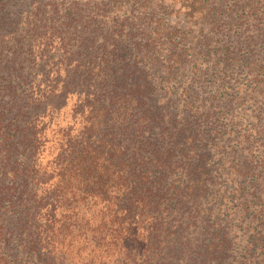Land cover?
I'll use <instances>...</instances> for the list:
<instances>
[{"label": "trees", "instance_id": "obj_1", "mask_svg": "<svg viewBox=\"0 0 264 264\" xmlns=\"http://www.w3.org/2000/svg\"><path fill=\"white\" fill-rule=\"evenodd\" d=\"M263 134L264 0H0V264H264Z\"/></svg>", "mask_w": 264, "mask_h": 264}, {"label": "rangeland", "instance_id": "obj_2", "mask_svg": "<svg viewBox=\"0 0 264 264\" xmlns=\"http://www.w3.org/2000/svg\"><path fill=\"white\" fill-rule=\"evenodd\" d=\"M251 108H250V106H248V113H252L251 111ZM243 120L245 121V122H242V121H236L237 122V125H236V130H240L241 132H243V131H245L246 129L245 128H247L248 126L246 125V120H247V118L244 116L243 117ZM255 121V120H254ZM251 132V131H250ZM250 132H248V131H246V133H250ZM254 133V132H253ZM258 143L261 145V147H264V134L261 136V138L259 139V141H258Z\"/></svg>", "mask_w": 264, "mask_h": 264}]
</instances>
